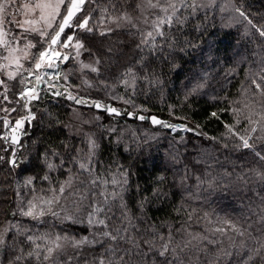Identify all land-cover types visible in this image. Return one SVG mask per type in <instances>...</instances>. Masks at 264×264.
Masks as SVG:
<instances>
[{"label": "trees", "instance_id": "1", "mask_svg": "<svg viewBox=\"0 0 264 264\" xmlns=\"http://www.w3.org/2000/svg\"><path fill=\"white\" fill-rule=\"evenodd\" d=\"M196 2L203 5L200 0ZM138 4L141 0H88L80 15L91 13V26L100 31L107 26L114 30L105 37H100L99 32L88 34L95 37L85 41L93 55L88 51L80 53L82 60L92 63L100 57L99 72L80 68L72 58L63 66L62 77L67 75L68 79L61 77L62 91L67 88L73 95L115 107L121 115H109L95 107L76 105L65 96L47 94L31 103L35 119L25 123L17 134L24 145L18 150V160L25 163L11 167L7 163L9 153L3 151L5 142L0 140V155L5 157L0 161V232L5 234V244L0 245V264H9L15 255L32 251L35 244L27 240L28 235L39 237L35 243L47 245L57 234L77 239L87 235L92 239L97 232L80 222L86 219L85 209L74 208L72 198L61 200L63 207L54 209L60 215L33 219L20 214L19 209L25 206L20 196L27 201L32 188L38 196L49 195L50 188L73 175L78 177L74 180L78 187L81 181L97 174L102 179H111L113 174L119 178L122 170L128 172L124 201L137 226L131 234L138 242L148 239L158 248L161 241L152 232L167 236L172 231L173 247L192 237L200 238L193 239L192 247L184 253H177L179 264H247L245 252L264 241V178L257 174L264 172V161L251 150L237 148L239 141L225 127L239 118L236 128L243 132L248 127L245 117L249 112L264 109V94L251 83L264 76V38L235 11L240 7L254 24L264 26V0H215V4L202 6L195 13L185 7L181 9L182 18H186L183 25L166 26L164 37L148 39L140 48L137 45L144 34L152 30L150 24L135 26L121 21V26L116 27L108 21L99 23L102 14L118 15L121 11L137 18ZM29 37L37 45L32 53L38 54L42 42L35 34ZM111 47L118 53L112 55L114 62L109 61ZM20 79L7 82L10 103L4 104L0 96V135L16 119L28 115L22 107L24 102L16 103L23 86ZM124 79L129 81L127 85L121 82ZM197 84L203 87L188 95ZM127 100L131 103H125ZM3 106L17 111L5 112ZM234 108L241 110L239 116L234 114ZM126 112H134L135 116L130 118L123 114ZM212 112L217 116H211ZM139 115H156L194 131H172L152 125L150 119L139 120ZM4 119L9 121L7 128ZM89 136L99 145L92 177L81 173L78 161L69 158L77 155L73 148L82 149L79 158H85ZM50 150L60 153V157L51 156ZM257 150L264 152L259 141ZM46 153L47 159L56 164L51 170L45 166ZM60 159L64 160L63 165ZM45 174L48 180L42 179ZM28 177H35L31 187L24 183ZM105 187L112 191L110 184H101L97 199ZM157 191L159 197L153 195ZM69 214L73 221L64 219ZM111 214L116 217L113 223L123 226L119 201L114 203ZM230 224L245 235L237 234ZM221 228L223 232L216 231ZM112 246L116 247L115 243ZM141 248L144 255L139 250L131 254L133 245L121 241L117 252L129 250L128 264H162L165 258L149 253L146 245ZM104 251L99 244L79 250L66 247L57 256L56 264H85V260L90 264ZM224 252L232 255L224 256ZM69 256L73 257L71 262ZM20 264L50 262L30 258Z\"/></svg>", "mask_w": 264, "mask_h": 264}, {"label": "snow or ice", "instance_id": "2", "mask_svg": "<svg viewBox=\"0 0 264 264\" xmlns=\"http://www.w3.org/2000/svg\"><path fill=\"white\" fill-rule=\"evenodd\" d=\"M86 2H88V0H26L24 3H18L17 0H0V48L4 49L6 53L0 56V59L9 62L7 64L0 63V73H3L5 77L0 79V88L3 89V91L0 92V96H2V102L4 104L10 103L11 101L8 96L10 89L7 82L17 80V77L20 76L21 79L19 83L23 84L24 87L17 93L16 103L20 104L21 101H23L22 107L28 113V115L21 116L14 121V125L10 128L12 133H15L18 129H22L25 123H31V121L35 119V114L32 112L30 105L33 101L40 99L38 85L41 83L47 84L53 96H65L66 99L73 101L76 105L95 107L96 109L107 112L109 115L119 116L122 114L121 110L110 105H103L98 101H90L84 97L73 95L67 88H65L64 91L57 90L55 81L61 78L58 70L55 74H38L42 68L58 69L59 65L57 61L63 63L72 59L73 57L64 53L63 50L65 49L74 48L76 51V58L79 57L81 51H88L90 56L93 55L86 47L85 41H90L95 37L89 36L88 34L99 32L100 37H105L113 32L114 29L110 26L105 27L102 31L91 26V13L85 16L80 15L84 11ZM212 4H215V0H209V5ZM202 6L205 5L198 4L196 0H143V3L136 5V8L143 11L146 7L147 9L155 10L157 14L155 19H145V23L150 24L152 30L144 34L137 48L146 44L148 39L154 41L157 36L164 37V28L166 26H172L174 24L183 25L186 22V18H182L183 14L181 9L187 7L192 13H195L198 8ZM113 8H115V5H113ZM105 11H107V9H105ZM235 11L255 29L261 38H264V26L254 24L253 21L249 19L248 14L240 7H236ZM160 13H163V15H160ZM21 14H23L25 18L17 20L16 17ZM131 19L132 18L127 12L121 11L118 15L104 16L102 14L99 23L105 24V22L108 21L111 24H115L116 27H120L121 21L131 23ZM10 25L12 27H10ZM13 27L18 31H13ZM66 30H69L71 34H68ZM31 33H35L39 37V41L42 42V50H39L38 54L30 52L31 49L37 47V45L29 39V34ZM81 33L83 35H81ZM21 44L23 45L22 47L20 46ZM108 52L110 53L111 49H108ZM22 60L32 63L33 69H24ZM100 63L101 59L97 56L93 63L82 64L81 67L82 69H89L91 72H99L98 65H100ZM13 67L15 68L14 71L8 70ZM22 69L23 72H27L29 77H34L36 82L35 85H33L30 80H26L23 77ZM128 72L131 73L132 70L129 69ZM45 76L48 78L46 79ZM62 78L64 80L68 79L67 75ZM143 78L147 79L148 77ZM134 79L135 77H133V82ZM121 82L125 85L129 83L127 79ZM251 83L261 94H264V76H261L259 80L253 79ZM202 87V84H197L189 91L188 95L198 92ZM125 103H131V100H127ZM245 107L247 108L249 106L245 105ZM2 110L5 112L17 111L16 108L9 109L7 107ZM240 111L241 110L238 108L233 109L234 114L237 116L240 115ZM123 114L135 116L134 112H126ZM211 116L216 117L217 113L212 112ZM136 118L139 120L150 119L152 124L161 125L172 131H194V129L188 128L187 125L170 124L158 119L156 116L146 117L140 115ZM245 120L248 127L244 128L243 132L238 131L236 128V125L240 124L239 118L236 120L235 124H226L225 127L228 134L239 141L236 145L237 148L251 150L255 157L260 161H264V152L257 150L258 141L264 145V109L260 112L250 111L245 117ZM3 123L6 128L9 126V121L7 119H4ZM197 127L199 126L197 125ZM111 131H114V129H111ZM0 140L5 142L3 151L9 153L7 163L11 167L16 168L20 163H25L23 160H18V150L24 147L18 135L13 134L9 136L8 134H3L0 135ZM98 147L99 145L96 140L89 136L88 152L85 154V158H79L82 149L78 148L72 149V152L77 153V155L69 157L73 161H78L80 172L87 173L89 177H92V173L95 171L93 158L95 157ZM50 153L53 157H60V153L56 151L50 150ZM47 156L48 154L46 153L45 166L51 170L56 167V164L48 160ZM4 160L5 157L0 155V161ZM60 164H64L63 159H60ZM257 174L264 178V172ZM77 178L78 177L74 175L70 176L69 179L60 183L58 187L50 188L48 190L50 193L49 195L38 196L36 195V189L32 188L33 194L27 201H24V198L17 193L21 201L25 204L24 207L19 209V212L21 215L32 217L33 219H39L48 214L58 216L60 213L54 209L56 207H63L61 205V200L72 198L74 208L85 209L86 219L80 222H86L91 228L97 229V232L93 233V238L89 239V237L85 235L77 239L74 236L70 237L68 235L62 236L57 234L54 238L50 239L47 245H41L35 243L39 237L28 235L26 237L27 240L33 242L35 247L32 251H28L24 255H15L13 259L9 261V264H20L21 261L30 258L56 264L57 256L60 255L66 247L79 250L86 245L94 246L96 244H99L100 248L105 249V251L101 255L95 257L90 264H128L127 257L130 255L129 250L121 249L119 253L117 252L121 241H128L133 245L131 254L139 250L140 254L144 255L141 245H146L149 253L165 258L162 264H179L180 257L177 253H184L186 249L192 247L193 239H200L199 237H192V239L186 242L176 243L175 247H173L174 237L172 231H170L167 236L160 235L156 232L151 233L154 237L158 236L161 241L158 248L148 239H143L138 242L131 234L133 230L137 229V226L133 223L129 211L127 210L128 205L124 201V193L128 185V172L122 170L119 173V178H117L116 174H113L111 179H102L97 174L95 177L86 178V180L81 181L78 187L74 185V180ZM42 179L48 180L49 177L45 174ZM34 180L35 177H28L24 182L25 186L31 187ZM101 184L105 186L110 184L112 186V191L108 192L107 187H105L103 191H99L100 198L97 199L98 187ZM153 195L159 197L160 193L157 191L154 192ZM89 197H92V199H89ZM85 201H88L87 205H85ZM117 201H119V208L121 209V223L123 226H117L113 223L116 217L111 213L113 205ZM140 207H144L143 201L140 202ZM64 219L73 221L74 217L69 214L65 215ZM189 219H191V216H189ZM230 227L240 236L245 235V232L235 225L230 224ZM175 231L180 232L181 229H175ZM216 231L223 232L224 229H216ZM113 243H115L116 247L112 246ZM4 244V234L0 233V245ZM109 253L112 255H109ZM76 255L80 256V253L77 251ZM170 255L173 259H168ZM223 255L230 256L232 254L230 252H224ZM244 256L246 257L247 264H264V241L259 242L257 246L246 251ZM67 259L71 262L73 257L69 256ZM81 259H84V257L81 256ZM85 264H89V261L85 260Z\"/></svg>", "mask_w": 264, "mask_h": 264}, {"label": "rangeland", "instance_id": "3", "mask_svg": "<svg viewBox=\"0 0 264 264\" xmlns=\"http://www.w3.org/2000/svg\"><path fill=\"white\" fill-rule=\"evenodd\" d=\"M17 2H18V3H24V2H26V0H17ZM200 2H201L203 5H206V6L209 5V0H200ZM142 3H143V0H141V4H142ZM84 6H85V5H84ZM13 11H15V10H13ZM154 14H157V13L155 12V10L147 9V8L145 7V9H144L143 11L140 10V16H139V17H137V18L134 17V18L131 19V23H130V24H131V25L138 26L140 23H142L143 25H146V23H145V19H149V20H150V18H151ZM155 16H156V15H155ZM130 17H131V16H130ZM24 18H25V17L23 16V14L18 15V16L16 17L17 20L24 19ZM125 23H129V22H127V21H123V24H125ZM108 24H109V23H108ZM114 25H115V24H114ZM140 25H141V24H140ZM143 25H142V26H143ZM10 27H12V26L10 25ZM13 31H18V30L15 29V28L13 27ZM66 31H67V30H66ZM31 34H35V33H31ZM31 34H29V36H30ZM35 35H36V34H35ZM29 39H31V38L29 37ZM62 39H63V37H62ZM117 43H118V45L120 46L121 42L118 41ZM20 46L22 47L23 45L21 44ZM109 49H111L110 56H109V61L114 62L115 59L112 57V55L115 56V55H118V53L115 51V49H114L113 47H111V48H109ZM116 50H117V49H116ZM63 51H64L65 54H67V55L73 57V58L75 59V61H77V63L79 64L80 68H82V67H81L82 64H89V63H92V61L82 60V59L80 58V55H79L78 58H76V51H75L74 48H68V49H65V50H63ZM30 52L32 53V49L30 50ZM5 54H6V53H5L4 49L0 48V56H3V55H5ZM66 62H67V61H66ZM66 62L61 63V62L57 61V64L59 65L58 69L42 68L38 74H41V75H44L45 73H48V74H55V72L58 70V71H59V75H60V77H62V74H63V66H64V64H65ZM0 63L7 64V63H9V62L0 59ZM22 63H23V67H24V69H33V65L30 64V62L28 63V61H23V60H22ZM8 70H13V71H14L15 68L13 67V68L8 69ZM21 71L23 72V69H22ZM18 77H20V76H18ZM23 77H24L26 80H30L31 83H32L33 85L36 84L34 77H29V76L27 75V72H23ZM3 78H5L4 75H3V73H0V79H3ZM45 78L47 79L48 77L45 76ZM55 83H56V86H57V90L62 91V88L64 87V84H63V82L61 81V78L58 79V80H56ZM23 87H24V85L22 86V89H23ZM22 89H21V90H22ZM38 92H39V95H40V96H44V95H47V94H51V90L48 88L47 84H44V83H41L40 85H38ZM51 95H52V94H51ZM84 98L89 100V98H87V97H84ZM90 101H91V100H90ZM5 107H6V106H3L2 109L5 108ZM91 115H92V114H91ZM92 116H93V115H92ZM177 125H184V124H177ZM12 126H13V124L7 129V131H6L5 133H2L1 135H3V134H8L9 136H11V135L13 134V133L10 131V128H11ZM24 126H25V125H24ZM23 128H24V127H23ZM23 130H24V129H23ZM23 130H22V131H23ZM182 131H183V130H182ZM0 233H1V232H0ZM2 234H4V233H2ZM4 235H5V234H4Z\"/></svg>", "mask_w": 264, "mask_h": 264}, {"label": "water", "instance_id": "4", "mask_svg": "<svg viewBox=\"0 0 264 264\" xmlns=\"http://www.w3.org/2000/svg\"><path fill=\"white\" fill-rule=\"evenodd\" d=\"M98 110H99V109H98ZM139 116H140V115H139ZM152 116H156V115H152ZM128 117L131 118V117H133V116H128ZM156 117H157L158 119H160V120H163V119H161V118L158 117V116H156ZM152 125H154V124H152ZM155 126H157V125H155ZM19 130H20V129H18V130H17L15 133H13V134H14V135H17V133L19 132ZM13 134H12V135H13Z\"/></svg>", "mask_w": 264, "mask_h": 264}]
</instances>
